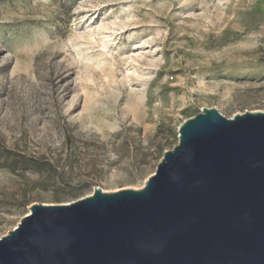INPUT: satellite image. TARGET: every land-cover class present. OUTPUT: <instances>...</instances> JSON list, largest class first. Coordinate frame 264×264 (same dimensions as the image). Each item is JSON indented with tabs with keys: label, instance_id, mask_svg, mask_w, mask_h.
Instances as JSON below:
<instances>
[{
	"label": "rangeland",
	"instance_id": "1",
	"mask_svg": "<svg viewBox=\"0 0 264 264\" xmlns=\"http://www.w3.org/2000/svg\"><path fill=\"white\" fill-rule=\"evenodd\" d=\"M205 107L264 110V0H0V237L143 187Z\"/></svg>",
	"mask_w": 264,
	"mask_h": 264
},
{
	"label": "water",
	"instance_id": "2",
	"mask_svg": "<svg viewBox=\"0 0 264 264\" xmlns=\"http://www.w3.org/2000/svg\"><path fill=\"white\" fill-rule=\"evenodd\" d=\"M0 264H264V110L203 108L139 189L32 204Z\"/></svg>",
	"mask_w": 264,
	"mask_h": 264
}]
</instances>
